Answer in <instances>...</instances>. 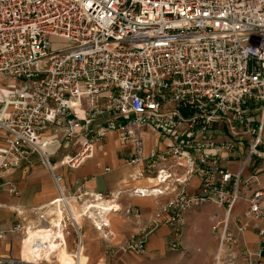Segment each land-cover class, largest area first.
Returning <instances> with one entry per match:
<instances>
[{
    "label": "built area",
    "instance_id": "obj_1",
    "mask_svg": "<svg viewBox=\"0 0 264 264\" xmlns=\"http://www.w3.org/2000/svg\"><path fill=\"white\" fill-rule=\"evenodd\" d=\"M51 125L78 139V151L61 166L78 169L113 132L131 142L130 165L145 164V173L163 164L154 171L158 186L179 188L125 250L144 251L162 225L178 227L171 244L177 249L186 213L215 203L225 210L220 245L229 253L237 244L229 226L242 188L252 191L240 230L264 222L258 173L245 178L222 161L245 140L242 169L264 159V0H0V173L19 167L24 149H32L58 189L34 209L37 222L13 226L24 234L21 255L1 259L7 263L81 264L82 220L101 231L118 210L109 193L84 185L64 190L41 141ZM147 130L161 140L149 156L141 134ZM193 178L199 189L189 193ZM147 189L135 193L146 197ZM156 190L151 195H164ZM72 233L76 248L68 252L62 244ZM5 236L0 230V240Z\"/></svg>",
    "mask_w": 264,
    "mask_h": 264
},
{
    "label": "crops",
    "instance_id": "obj_2",
    "mask_svg": "<svg viewBox=\"0 0 264 264\" xmlns=\"http://www.w3.org/2000/svg\"><path fill=\"white\" fill-rule=\"evenodd\" d=\"M63 127L51 125L41 133V141L46 145V152L54 173L63 176L61 181L67 193L74 192L84 185L92 191L109 193L117 199L120 206L116 213L109 216V225L103 230H97L90 219H83L82 234L84 238V253L86 264H213L219 251L218 237L211 229L215 222L224 218V208L214 203L195 207L186 213L187 223L181 228L180 248L173 249L171 244L176 241L177 226L162 225L153 231L147 241L144 251L135 253L125 250L126 243L136 232L151 227L155 212L175 194L179 188L164 192L158 198L151 195L158 187L155 173L163 164H158L150 172L142 173L143 163L130 165L131 142L122 143L117 133L110 132L96 145L93 158L86 161L78 169L61 166L60 161L73 156L79 149L78 139L64 138ZM145 139V155L149 156L161 146L159 134L151 130L141 133ZM224 139L225 137H220ZM2 142H0L1 145ZM244 146L233 152L232 158H223V165L232 172L242 170L244 177L258 173V179L264 187V159H253L256 165L242 169L246 157V140ZM25 159L19 167L0 173V230L6 236L0 240V264H12L2 261V258L17 259L21 255V244L24 234L11 232L18 221L37 222L35 208L41 206L58 195L52 171L44 165L38 151L25 148ZM149 188V196L142 197L136 190ZM199 189L198 178H193L187 186L189 193ZM12 190L14 192H12ZM252 189L242 188V199L230 223V228L238 239L237 245L231 249L233 264H264V235H260L256 226L264 228L262 220H255L241 231L239 222L246 207L244 199L251 194ZM201 207V208H200ZM15 209H18L19 214ZM135 211H139L136 215ZM213 211L218 215L213 216ZM237 217H239L237 219ZM237 219V221H236ZM74 233L67 237L62 246L68 252L76 248ZM188 252L189 257H184ZM82 259V261L84 260ZM15 264V263H14ZM62 264H72L63 259ZM82 264V263H81Z\"/></svg>",
    "mask_w": 264,
    "mask_h": 264
},
{
    "label": "rangeland",
    "instance_id": "obj_3",
    "mask_svg": "<svg viewBox=\"0 0 264 264\" xmlns=\"http://www.w3.org/2000/svg\"><path fill=\"white\" fill-rule=\"evenodd\" d=\"M52 44L53 45H56L57 44V41H56V39H53L52 41ZM62 45H65V44H62ZM248 143V142H247ZM246 153H247V150H246ZM253 163V164H252ZM252 167L253 166H255L256 165V162L253 160L252 161ZM178 172H181L180 170H177ZM215 204V203H214ZM205 205V204H204ZM218 205V204H217ZM199 208V207H198ZM201 208V207H200ZM119 209V208H118ZM243 213V212H242ZM214 215H218V213L216 212V211H213V216ZM224 215H225V212H224ZM242 217V216H241ZM224 218V217H223ZM239 217H237V219H238ZM237 219H236V221H237ZM231 226V225H230ZM230 226H229V229H230V232L232 233V235L235 237V235L233 234V232H232V230H231V228H230ZM223 227V222L221 223V222H215L213 225H212V229H211V231H212V233H213V235H215V236H217L218 237V242L220 243V236H221V228ZM238 227H239V229L241 228V227H243V223L242 222H239V225H238ZM216 229L215 231H213V229ZM183 231V229H181L180 230V232H182ZM235 240H236V243H238V239H237V237H235ZM237 245V244H236ZM179 250L178 251H180V252H182V251H184V250H182L180 247L178 248ZM230 253H233L232 251H230L229 253H224V255H223V257H222V261H221V264H233V259H232V256L230 257ZM184 257H189L190 258V254L188 253V252H186V253H184ZM82 264H86V260L84 259L83 261H82ZM213 264H218V262H217V260L216 259H214L213 260Z\"/></svg>",
    "mask_w": 264,
    "mask_h": 264
},
{
    "label": "bare ground",
    "instance_id": "obj_4",
    "mask_svg": "<svg viewBox=\"0 0 264 264\" xmlns=\"http://www.w3.org/2000/svg\"><path fill=\"white\" fill-rule=\"evenodd\" d=\"M158 184V183H157ZM155 189H157V190H160V191H162V193H164V192H166V191H168L167 189H168V186H163V187H160V186H158L157 188H155ZM154 190V189H153ZM153 190H152V192H153ZM156 190V191H157ZM240 203V200L238 201V203L236 204V207H235V214L237 215L238 214V212L236 211V209H237V207H238V204ZM120 206H118V208H119ZM221 232L223 231V228H221V230H220ZM223 246H221L220 245V243H219V251H218V254H217V257H219V258H221V257H223ZM218 264H221V261H219L218 262Z\"/></svg>",
    "mask_w": 264,
    "mask_h": 264
}]
</instances>
